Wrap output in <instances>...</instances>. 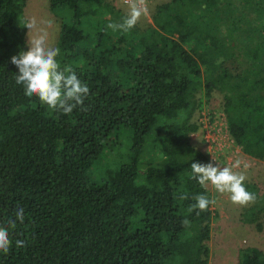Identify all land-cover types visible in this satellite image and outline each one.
I'll list each match as a JSON object with an SVG mask.
<instances>
[{"label": "trees", "instance_id": "obj_1", "mask_svg": "<svg viewBox=\"0 0 264 264\" xmlns=\"http://www.w3.org/2000/svg\"><path fill=\"white\" fill-rule=\"evenodd\" d=\"M26 7L0 0V225L18 206L25 217L0 264H210L219 213L189 212L194 196L214 198L192 178L209 158L191 138L209 104L264 162V0H167L128 32L107 28L126 14L114 1L50 0L56 59L90 89L70 115L16 83ZM240 223L263 232L264 202ZM238 264H264V249L243 243Z\"/></svg>", "mask_w": 264, "mask_h": 264}, {"label": "clouds", "instance_id": "obj_2", "mask_svg": "<svg viewBox=\"0 0 264 264\" xmlns=\"http://www.w3.org/2000/svg\"><path fill=\"white\" fill-rule=\"evenodd\" d=\"M126 7V14L120 23H108L107 28L113 31L128 32L147 15L146 0H122ZM24 27L29 29L27 51H21L11 57V63L18 68L16 83L24 86V93L28 97H37L42 105L50 110L70 115L80 107L86 110L85 100L90 94L86 83L82 82L70 67H61L57 61L60 49L49 43V28L51 21H37L32 19ZM241 166L245 171H236ZM192 178L196 179L202 188L209 186L220 194H227L230 201L239 206L255 203L256 195L249 192L245 186L246 170L249 164L237 159L231 166H220L212 157V162L203 164L193 162L190 165ZM181 199L186 197L181 196ZM195 203L189 207L193 210L206 211L216 203L204 194L193 197ZM24 209L17 207L15 218L7 221V226L0 225V253L7 254L12 247L9 229L16 228V221L24 222ZM190 220L184 218L182 225L190 226ZM16 247L26 246L24 240H16Z\"/></svg>", "mask_w": 264, "mask_h": 264}, {"label": "rangeland", "instance_id": "obj_3", "mask_svg": "<svg viewBox=\"0 0 264 264\" xmlns=\"http://www.w3.org/2000/svg\"><path fill=\"white\" fill-rule=\"evenodd\" d=\"M120 6L125 12L126 7L123 5L122 0H110ZM167 0H150L146 5L148 8L147 15L142 16L140 21L141 25L151 23V11L159 3H163ZM27 7L25 9L24 16L26 21L29 22L32 19L39 21H51V28H49V43L52 46H56L59 39V24L56 18L51 13L50 0H26ZM29 32V29H28ZM28 40V35H27ZM220 100L217 98L212 101L210 106L218 108ZM222 113L221 110H213L206 105L203 110L199 111L196 115V120L199 121L205 115L207 119L211 120L210 114L216 121L220 119L218 114ZM218 122H221L219 120ZM208 131L200 130L196 134L192 135V143L203 153H205L209 162L212 157L220 166H231L237 159L249 164L246 170L247 179L245 184L254 185L257 190L256 203L264 202V162L258 160H252L247 155L243 154L238 147L230 140L225 138H217V143L212 141L208 142V139L215 137L214 134H207ZM218 137V136H217ZM212 145V146H211ZM229 146L233 149H227ZM124 151L127 150L126 145L123 146ZM115 156H119L117 151L112 152ZM236 171H245L243 166ZM211 191L216 203L212 209L219 213L218 219L213 222L214 233L210 242V247L215 251L212 253L210 264H238V250L239 247L244 245L257 246L264 249V230L259 233L255 227L246 226L240 223L241 213L244 206L233 204L227 194H220L215 191L211 186L208 187ZM253 204V203H251Z\"/></svg>", "mask_w": 264, "mask_h": 264}, {"label": "built area", "instance_id": "obj_4", "mask_svg": "<svg viewBox=\"0 0 264 264\" xmlns=\"http://www.w3.org/2000/svg\"><path fill=\"white\" fill-rule=\"evenodd\" d=\"M150 0H146V4L149 2ZM218 116L220 117L219 120H221V122H218L215 120V118H213V116L210 114L211 120L207 119L206 116L204 115L203 118H201L199 120V123L201 124V130H206L208 131L207 134H214L215 137H213L212 139H208V142H218L215 139L217 138H225L228 141H232L234 144V141L231 139L229 131H228V126H227V120L225 115L222 113L218 114ZM218 136V137H217ZM216 145H219V143H217ZM212 146V145H211ZM233 149V147L229 146L227 149ZM210 161V160H209ZM212 162V160H211Z\"/></svg>", "mask_w": 264, "mask_h": 264}]
</instances>
